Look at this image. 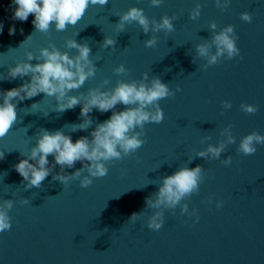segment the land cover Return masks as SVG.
<instances>
[{"label": "water", "instance_id": "1", "mask_svg": "<svg viewBox=\"0 0 264 264\" xmlns=\"http://www.w3.org/2000/svg\"><path fill=\"white\" fill-rule=\"evenodd\" d=\"M197 3L200 16L192 20L189 13ZM134 6L157 21L164 15L175 16V30L145 35L133 22L120 32L115 24L118 16ZM14 7L12 0H0L4 26L0 33V91L30 79L8 77L9 68L25 62L28 52L38 57L41 48L54 44L60 51L76 55V49L66 47L68 39L88 44L90 59L96 64L95 76L72 95L86 94L92 88L110 90L118 80H140L144 73L149 79L160 77L172 90L179 86L181 91L159 101L164 120L145 125L141 137L145 144L122 160L108 162V174L93 178L87 188H81L79 180L63 186L49 175L39 189H26L14 165L25 158L20 152L28 153L35 145L41 129H61L75 142L89 136L111 111L94 109L89 114L92 126L74 131L71 124L81 122V106L56 112L55 98L43 93L21 101L17 123L0 138V152L5 153L0 160V201L14 200L9 211L12 228L0 233V264H264V145H257L252 156L237 152L243 136L253 131L264 135V0H230L224 10L216 7L215 0H163L159 6H152L150 0H109L105 6H90L76 25L64 31L53 26L48 34L34 32L31 14L24 22L13 20ZM243 12L252 15L251 23L240 19ZM212 21L216 31L234 26L243 60L221 58L206 70L200 67L206 60L196 55L195 46L211 39ZM13 25L16 32L9 35ZM151 35L157 36V45L146 48L144 41ZM105 36L116 39V46L102 48ZM121 64L128 70L126 75L113 72ZM225 100L231 102V109L223 108ZM242 102L257 105L258 111L244 113L239 107ZM123 108L116 106L118 111ZM228 124L233 125L236 142L227 145L221 158H194L208 143L215 145L225 139L221 132ZM228 155L232 163L226 167L220 161ZM48 159L51 167L54 158ZM196 165L203 166L204 180L199 192L181 203L188 204L189 213L197 210L198 221L194 216H181L179 206L175 214L164 210L159 231L147 228L152 210L145 209L135 222L129 220L145 207V198L158 191L161 177L179 167ZM81 167L77 162L65 172ZM122 170H126L124 175ZM59 171L56 166L53 174ZM210 196L213 204L208 205ZM23 199L29 203H20ZM215 200H223V206L217 208Z\"/></svg>", "mask_w": 264, "mask_h": 264}, {"label": "clouds", "instance_id": "2", "mask_svg": "<svg viewBox=\"0 0 264 264\" xmlns=\"http://www.w3.org/2000/svg\"><path fill=\"white\" fill-rule=\"evenodd\" d=\"M162 2L163 0H150L152 6H159ZM12 3L15 6L13 20L24 22L31 14L34 16L32 20L34 32L48 34L53 26L56 31H64L68 26L76 25L90 6H105L109 0H12ZM229 3L230 0H215L216 7L221 10L226 9ZM200 12L201 6L197 3L189 13V18L196 20ZM118 17L119 20L115 24L120 32H123L126 24L130 25L133 22L140 26L145 35L161 31L171 33L175 30L173 23L175 16L164 15L157 21L155 18L149 19L142 8L135 6ZM240 19L251 23L253 17L249 12H243L240 14ZM3 27V23L0 22V33L3 32ZM209 28L212 32L211 39L204 40L195 46L196 55L206 60V63L200 66L201 68L206 70L209 66L216 65L221 58L232 60L239 57L243 60L237 46L239 37L233 25L216 31L217 24L212 21ZM20 31L23 32V29ZM15 32L14 25L9 27V35H14ZM30 37L31 35L27 39ZM157 42V36L151 35L144 41V46L153 48ZM116 44V39L106 36L100 43L104 49L115 47ZM66 47L76 49L77 54L70 56L68 52H62L52 44L41 48L38 57L28 52L25 62L9 68V79H23L24 77H30V79L25 80L18 87L0 91V101H2L0 102V138L5 137L17 123V105L41 93L55 98V111L59 113L74 109L78 105L81 106L79 113V117L82 118L81 122L71 124L74 131L88 130L92 126L93 120L89 114L94 109L100 113L111 111V115L108 119L96 124L89 134L91 138L81 136L75 142L61 129L55 131L41 129L36 134L35 145L28 153L20 152V155L25 158L20 159L14 165L16 172L23 178L22 183L26 189H39L49 175H52V179L59 181L63 186L71 180H79L81 188L89 187L93 183V178L105 177L109 171L108 162L122 160L137 152L145 144L146 141L141 137L145 134L146 124H159L164 120L159 101L174 97L177 92L181 91L179 86L172 90L167 83L162 82L160 77L153 76L149 79L148 74L144 73L140 80H118L116 86L110 90L92 88L86 94L72 95L70 93L73 90H79L86 80L95 76L96 64L90 59L91 48L88 44L78 43L76 39H68ZM33 60L37 63H30ZM192 62L195 63L193 58ZM113 72L117 75H126L128 70L121 64L115 67ZM103 83L107 85L109 81L105 80ZM38 103H32L30 108H35ZM221 103L224 109L232 107L230 101L225 100ZM117 105H123V110H116ZM239 107L246 114H255L258 111V106L253 104L242 102ZM47 115L48 113L45 114ZM232 127V124H228L222 130L221 135L225 139L219 140L215 145L208 143L207 147L198 151L194 158L219 160L227 145L236 142L231 132ZM205 139H210V137ZM257 145H264V135L253 131L240 139L237 152L252 156L257 151ZM49 156L54 158L51 167ZM4 158L5 153L0 152V160ZM77 162L82 164L81 168L70 174L65 172V169L74 168ZM220 162L227 167L232 163V156L228 155ZM56 166H59L60 171L53 174ZM125 172L126 170H122L121 175ZM204 172L201 165H196L194 168L184 166L179 167L171 175L161 177L158 191L147 196L145 207L138 213H132L129 220L135 222L143 215L145 209L152 210L147 219V228L159 231L164 224V210H171L175 214V209L179 206L181 216L186 214L194 216L198 221L197 210L193 209L189 213L188 204L181 202L199 192L200 184L204 180ZM20 203L28 204L29 201L23 199ZM206 203L213 204V198L210 196ZM223 203V200H215L217 208H221ZM13 205V199L0 201V233L10 231L12 228L9 211Z\"/></svg>", "mask_w": 264, "mask_h": 264}]
</instances>
